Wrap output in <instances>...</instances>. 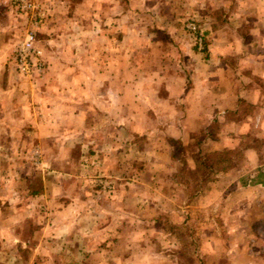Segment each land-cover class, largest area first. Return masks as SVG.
<instances>
[{
	"label": "rangeland",
	"instance_id": "rangeland-1",
	"mask_svg": "<svg viewBox=\"0 0 264 264\" xmlns=\"http://www.w3.org/2000/svg\"><path fill=\"white\" fill-rule=\"evenodd\" d=\"M229 1L225 5V0H168L173 20L166 23L159 8L151 9L152 0L149 4L150 0H136L137 10L122 12L120 29L113 33L105 28V34L120 38L114 48L119 51L116 56L120 54V74L116 79L121 83L135 79L142 85L148 84L150 89L137 94L139 99L144 96V100L155 105L159 104L158 99L171 101L178 93L185 94L193 78L192 68L208 65V54L218 50L219 37L232 42L236 34L248 29L247 25L234 29L228 24L227 18L236 4ZM33 2L38 6L34 13L42 14L38 26L32 23L33 12L19 11L13 0H0V15L4 19L0 41L3 37L8 40L5 46L0 44V53L7 50L0 55V195L14 191L23 195L37 193L44 185L45 192L51 193L47 186L55 182L59 194L81 199L83 209H93L102 202L109 214L114 212L117 225L113 252L105 253L103 264H112L108 259L111 255L117 258L115 264H139L137 258L141 256L145 257V264H264V203L255 200L260 195L248 192L247 203L238 213L237 205L228 206L229 202L220 200L219 195L215 198L209 194L210 183L220 179L225 166L241 164L238 152L230 155L229 162L224 153L197 154L192 156L196 167L190 169L178 140L159 139L157 150L151 155L150 147L144 146L145 130L140 137L130 138L121 121L115 125L122 130L113 134L110 122L117 116H113L109 106L112 91L106 89L108 75L102 74V88L87 91V97L81 89L66 88L71 76H60L52 66L48 68L51 61L41 46L44 35L39 30L49 18V8L43 0ZM189 25L194 27L193 31L188 29ZM30 29L34 32V46L40 50L42 70L21 75L13 55ZM68 31L79 36L76 28L63 29L62 33ZM98 47L103 57L93 62L105 69L112 60L104 57L105 44ZM94 49L95 44L89 45L86 52ZM79 55L74 52L73 59L59 60L57 68L80 69L84 60ZM90 65L85 61V66ZM71 78L81 87L79 73ZM182 84L184 89L180 90ZM120 94L128 104L127 93ZM139 105L143 106L138 110L144 112L143 101ZM163 108L157 106L158 111ZM127 112L122 102L116 115L123 118ZM108 140L112 153L90 154V147L98 141L105 146ZM166 146L170 159L161 166L152 165L155 160L161 162L160 153ZM102 163L115 168L104 172L100 170ZM249 175L255 176V170L243 171L244 177ZM150 179L171 182L168 187L156 183L153 191L165 194L168 200L160 198L151 210L140 199L147 192L139 183ZM110 196L115 201L108 205ZM213 203H217L214 213L210 212ZM93 217L96 216L92 211L86 212L84 219L89 223ZM110 240V236L105 237V242ZM130 255L136 258L134 262L124 263ZM2 258L0 264L5 262Z\"/></svg>",
	"mask_w": 264,
	"mask_h": 264
},
{
	"label": "crops",
	"instance_id": "crops-1",
	"mask_svg": "<svg viewBox=\"0 0 264 264\" xmlns=\"http://www.w3.org/2000/svg\"><path fill=\"white\" fill-rule=\"evenodd\" d=\"M43 1L49 8V18L39 31L44 35L41 46L45 53L47 52V60L51 61L48 68L52 66V69L63 77H72L79 73L81 87L70 77V83H65L66 88L81 89L86 97L89 94L87 91H99L105 81L102 74L108 75L109 85L106 89L112 91V102L109 106L113 116H117L110 122L113 134L122 130L121 126H117L122 122L123 129L127 130L130 138L140 137L143 135L141 131L145 130L144 146L150 147L151 155L156 152L159 139L178 140L185 150L182 157L186 163H190V169L196 167L192 156L197 154L224 153L225 161L229 162L230 155H233L234 151L238 152L242 158L241 164L225 166L220 179L210 183V197L214 195L217 198L219 195L220 200L229 202L228 206L237 205L238 213H241L243 205L247 203L248 192L259 194L260 197L255 198L256 202L264 203V0H234L236 4L227 18L228 24L234 29L247 25L246 33L236 34L232 42L223 36L219 37V48L211 50L208 54V65L192 68L193 78L185 94L178 93L176 99L171 101L167 98L158 99L157 105L151 100H144V96L139 99L138 91L150 89L148 84L142 85L135 79L121 83L116 79L120 74V54L116 56L119 51L115 52L114 48L120 38L115 39L105 34V28H110L109 32L113 33L120 29L122 12L137 10L136 0ZM228 1L225 0V5ZM151 4V9L159 8L162 11L160 17L165 19L166 23H171L173 16L169 13L168 0H152ZM224 9L228 10L227 7ZM3 22L1 14L0 31H4ZM67 28H76L79 36L70 31L62 33V30ZM3 38L0 44L5 46L8 40ZM73 44L78 45L74 47ZM93 44L94 51L86 52L89 45ZM103 44L107 50L104 57L112 60L105 69L93 62L103 57V52L98 49V45ZM238 47L240 49H237ZM6 51L3 49L0 55L3 56ZM74 52H79V58L84 60L80 69L57 68L59 60L73 59L76 56ZM85 61L91 65L85 66ZM181 89H184L183 84ZM121 91L127 93L128 104L122 100ZM140 100L145 106L144 112L138 110L143 106L139 105ZM122 102L128 109L123 118L116 115ZM160 105L164 108L158 111L157 106ZM90 143L94 144L93 141ZM111 148V142L108 140L105 146L98 141L88 150L91 155L103 156L112 153ZM170 153L166 146L165 151L160 153L161 162L155 160L152 165H163L166 159H170ZM100 165V170L104 172L113 171L115 168L104 163ZM253 169L256 175L263 173L262 184L250 185L249 180L254 175L243 176L244 170ZM139 183L147 192L139 195L140 199L150 210L160 198L166 199L165 194L153 191L156 189V183H160L162 187L171 185L167 180L152 182L150 179ZM55 184L54 182L47 186L51 193L45 192L44 185L42 191L40 189L37 193L23 195L14 191L0 195V258L3 256L1 260L5 261L2 263L103 264L105 253L113 252L117 226L114 222V212L109 214L102 202L96 203L93 209H83L85 204H82L81 199L59 194ZM173 186L177 184L174 183ZM182 199L185 197L182 196ZM114 201L115 197L110 196L107 203L113 204ZM213 207L210 211L212 213L217 211V203H213ZM109 208L114 210L113 206ZM91 211L96 217L87 223L84 217L86 212ZM183 211L186 213L185 209ZM105 218L106 222L103 221ZM109 236L112 243L105 242V237ZM108 259L112 264L117 260L114 255ZM134 259V255H130L124 263L127 260L128 263H133ZM144 259L142 256L137 258L139 264H145Z\"/></svg>",
	"mask_w": 264,
	"mask_h": 264
},
{
	"label": "built area",
	"instance_id": "built-area-1",
	"mask_svg": "<svg viewBox=\"0 0 264 264\" xmlns=\"http://www.w3.org/2000/svg\"><path fill=\"white\" fill-rule=\"evenodd\" d=\"M16 8L19 11L33 12L34 19L32 20L34 26H38L41 23L42 14L34 13L38 10V6L33 0H13ZM188 29L194 30L192 25L188 26ZM40 50L34 46V32L33 29L25 32L24 38L21 43L14 50L13 61L16 70L21 75H28L32 72H39L42 70V63L39 60Z\"/></svg>",
	"mask_w": 264,
	"mask_h": 264
},
{
	"label": "trees",
	"instance_id": "trees-1",
	"mask_svg": "<svg viewBox=\"0 0 264 264\" xmlns=\"http://www.w3.org/2000/svg\"><path fill=\"white\" fill-rule=\"evenodd\" d=\"M262 178H263V175L258 173L257 175H255L249 180V184L250 185L262 184L263 183Z\"/></svg>",
	"mask_w": 264,
	"mask_h": 264
}]
</instances>
